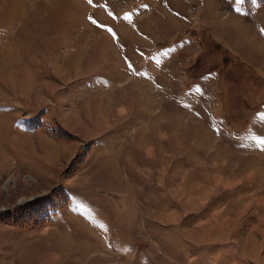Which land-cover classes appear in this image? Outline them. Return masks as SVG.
Here are the masks:
<instances>
[{
    "label": "rangeland",
    "instance_id": "obj_1",
    "mask_svg": "<svg viewBox=\"0 0 264 264\" xmlns=\"http://www.w3.org/2000/svg\"><path fill=\"white\" fill-rule=\"evenodd\" d=\"M0 264H264V4L0 0Z\"/></svg>",
    "mask_w": 264,
    "mask_h": 264
},
{
    "label": "trees",
    "instance_id": "obj_2",
    "mask_svg": "<svg viewBox=\"0 0 264 264\" xmlns=\"http://www.w3.org/2000/svg\"><path fill=\"white\" fill-rule=\"evenodd\" d=\"M258 4H264V0H256ZM251 0H245L244 5L246 9H251ZM49 133L51 135L63 137L65 139H73L74 136L68 133L64 128L55 124L54 127L49 128ZM54 198H60L64 202L67 201L68 196L64 189L55 188L50 191L49 194L35 198L32 201L19 205L17 208L19 210L17 217L13 221V225L24 226L30 222L31 218H35L34 222L38 223L39 221L45 222L50 218L52 209L55 207ZM36 209V210H33ZM35 215V216H34ZM34 216V217H33Z\"/></svg>",
    "mask_w": 264,
    "mask_h": 264
},
{
    "label": "snow or ice",
    "instance_id": "obj_3",
    "mask_svg": "<svg viewBox=\"0 0 264 264\" xmlns=\"http://www.w3.org/2000/svg\"><path fill=\"white\" fill-rule=\"evenodd\" d=\"M87 2L89 3V4H92L93 3V0H87ZM245 2V0H236V3L239 5V4H243ZM252 2L253 3H255L256 2V0H252ZM236 11L237 12H240V8L239 7H237L236 8ZM89 19H91V17L89 18ZM93 23H96L94 20L92 21ZM109 31H111V29H109ZM198 90V89H197Z\"/></svg>",
    "mask_w": 264,
    "mask_h": 264
}]
</instances>
